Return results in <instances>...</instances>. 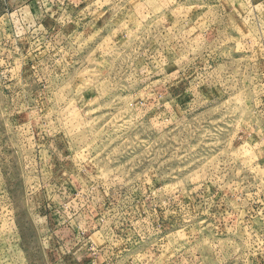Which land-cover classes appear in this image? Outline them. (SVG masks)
<instances>
[{
    "label": "rangeland",
    "instance_id": "374dc122",
    "mask_svg": "<svg viewBox=\"0 0 264 264\" xmlns=\"http://www.w3.org/2000/svg\"><path fill=\"white\" fill-rule=\"evenodd\" d=\"M53 1L0 0V264H264V6Z\"/></svg>",
    "mask_w": 264,
    "mask_h": 264
},
{
    "label": "crops",
    "instance_id": "0c3cea01",
    "mask_svg": "<svg viewBox=\"0 0 264 264\" xmlns=\"http://www.w3.org/2000/svg\"><path fill=\"white\" fill-rule=\"evenodd\" d=\"M43 1L45 2V4H47V6H48V4L51 5V6L49 5V7L45 8L44 10H40V14L43 13V17L45 15H47L50 11H53L54 13L56 12V11H54L55 10L54 9L55 5H53V2H54L53 0H43ZM89 1L90 0H77V3L84 4V2L86 3V2H89ZM239 1H242L245 4V6H246L245 8H248V10H249L250 5L248 7L247 4H249V3L251 5L254 4L253 5L254 8H255V3L261 4L262 6H264V0H207V2L205 0H200L199 2H201L204 6L207 3H209V4L211 3L212 7L217 12L216 14L219 16L218 28L220 30H222V29H231L232 26L230 24V20H232L234 17L238 18L239 14L236 12L237 9L235 10L234 3H236V5L237 4L239 5ZM249 1H251V2H249ZM91 3H93V1ZM209 4H208V6H210ZM96 10H97L96 8H95V10H92V14L94 12H96ZM206 35H207L206 33H203L201 38H205ZM55 220H57V219H55ZM89 223H91V222H89ZM91 229L88 228L86 231H90ZM55 236H56V238L59 237L58 234H56ZM59 238H61V237H59ZM85 241L86 242L84 244H82L80 246V248H77V249H83L82 253L80 254L81 255V259H82L81 264H96V262L98 260H102V259L105 260V258L103 256H99L94 251H92V248H90L88 246L89 244H87V242H88L87 239ZM77 253H79V251ZM107 263H108V261H106L105 264H107Z\"/></svg>",
    "mask_w": 264,
    "mask_h": 264
}]
</instances>
